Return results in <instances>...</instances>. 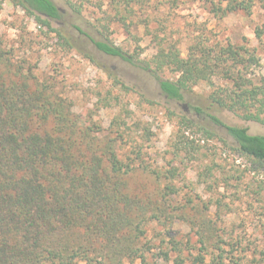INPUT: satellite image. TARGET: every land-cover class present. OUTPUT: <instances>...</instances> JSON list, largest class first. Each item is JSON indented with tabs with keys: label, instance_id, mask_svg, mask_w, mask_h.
<instances>
[{
	"label": "rangeland",
	"instance_id": "obj_1",
	"mask_svg": "<svg viewBox=\"0 0 264 264\" xmlns=\"http://www.w3.org/2000/svg\"><path fill=\"white\" fill-rule=\"evenodd\" d=\"M51 1L63 18L50 21V28L10 1L1 4L0 75L45 90L82 126L118 139L120 159L133 163L130 188L167 211L147 227L159 256L153 264H174L173 253L170 262L160 258L171 237L197 256L203 220L205 264H264V166L242 156L226 131L194 108L250 135L264 136V125L210 108L204 83L183 92L182 101L169 99L159 79L176 81L179 75L146 70L160 49L174 44L186 58L200 38L254 50L243 72L254 80L264 77V37L255 34L264 27V2L257 1L250 15L222 17L212 11L219 0H86L80 14L64 0ZM74 26L120 47L137 63L105 55ZM187 250L186 264H192Z\"/></svg>",
	"mask_w": 264,
	"mask_h": 264
},
{
	"label": "trees",
	"instance_id": "obj_2",
	"mask_svg": "<svg viewBox=\"0 0 264 264\" xmlns=\"http://www.w3.org/2000/svg\"><path fill=\"white\" fill-rule=\"evenodd\" d=\"M5 1L48 28L50 21L63 18L51 0H0V6ZM64 1L79 14L86 2ZM257 1L264 2L219 0L212 11L222 17L237 11L250 15ZM74 28L105 55L137 63L120 47ZM255 34L262 41L264 27H257ZM254 56L247 47L214 46L197 38L186 58L169 44L146 70L168 69L179 75L176 81L159 79L169 99L182 101L183 92L204 83L210 88V108L264 125V77L254 80L243 72ZM194 109L223 128L242 156L264 166V136L250 135L246 128L229 126L201 108ZM101 132L82 126L79 117L45 90L32 91L27 81L0 75V264L157 262L147 227L167 211L155 198L130 188L133 163L120 159L116 137L97 136ZM201 226L205 229L199 233L202 247L197 256L192 258L191 249L171 237L160 258L170 262L173 253L174 264H186L187 250L192 264H205L208 225L203 220Z\"/></svg>",
	"mask_w": 264,
	"mask_h": 264
}]
</instances>
